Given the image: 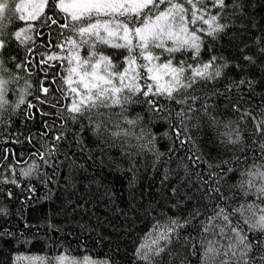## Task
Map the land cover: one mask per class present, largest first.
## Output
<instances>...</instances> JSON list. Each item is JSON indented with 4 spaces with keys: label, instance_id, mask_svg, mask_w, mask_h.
I'll use <instances>...</instances> for the list:
<instances>
[{
    "label": "trees",
    "instance_id": "1",
    "mask_svg": "<svg viewBox=\"0 0 264 264\" xmlns=\"http://www.w3.org/2000/svg\"><path fill=\"white\" fill-rule=\"evenodd\" d=\"M20 1L0 0L9 9ZM59 5L47 0L34 20L4 15L0 264H60L59 257L63 264H264V232L252 227L264 197L240 186L249 172L264 171V0H225L223 10L212 0L197 4V16L227 25L211 35L214 25L191 23L185 3V34L189 43L198 38L199 55L173 38L152 49L155 62L183 68L171 97L157 92L141 67L151 62L137 55L130 86L140 91L117 87L120 104L107 93V106L93 99V108L70 82L68 41L80 24ZM27 24L32 32L21 43L14 33ZM96 47L117 71L127 66V50ZM213 57L212 78L194 77ZM74 104L82 112H72Z\"/></svg>",
    "mask_w": 264,
    "mask_h": 264
},
{
    "label": "snow or ice",
    "instance_id": "2",
    "mask_svg": "<svg viewBox=\"0 0 264 264\" xmlns=\"http://www.w3.org/2000/svg\"><path fill=\"white\" fill-rule=\"evenodd\" d=\"M47 0H43V2L38 4H33L32 7L34 9L42 10ZM188 4L191 6V23L195 24L199 19L204 23H208L210 25H214V27L210 28L209 34L217 33L223 31L227 25L218 23V16L213 15L210 16L209 20H205L203 15L197 16V4H204V0H182V2H174V0H69V2H65V0H60V8L66 14L70 15L72 21L79 22L80 26H74L73 30L76 32L77 36L80 39L81 44H87L90 49L94 48V44H90L89 41L93 38L96 42L110 45L111 47L118 49H125L128 52V57L125 58L124 63L129 67H125L123 72H112L109 75L113 77H118L121 84H123L124 77L127 75L131 69L135 75L139 73L136 72V69L132 66L136 64V56H140L144 61L151 62L153 60H158L159 57L152 55L153 48H163L164 44L161 41V37L168 36L171 39L174 36L173 29L178 27L180 32L186 33L187 29V19L189 15V9L184 7V4ZM166 5L163 11L159 10L160 5ZM213 7H216L220 10H223L225 5V0H212ZM24 6L13 4L12 9H9L7 2H0V50L7 47L8 41L3 35L4 31V15L6 10L12 11L13 14L17 12H22ZM203 11V9H201ZM20 20H34L36 19L35 12L24 16H19ZM95 21V22H93ZM64 27H68V25H64ZM23 31H16L14 33L15 38L23 43L25 40L29 39V37L23 35ZM103 33V35H101ZM133 40L136 41L133 44ZM198 38L193 34L191 43L187 40L180 44V48L187 45L188 47L194 49L196 55H199L200 52V44L197 43ZM122 41V42H121ZM161 41V42H157ZM70 44L75 47H79L77 45L76 40L69 39ZM134 50H138L134 54ZM169 53L176 52L179 50L177 47L166 49ZM264 52V49H261ZM95 58L96 63L92 65L93 68L98 67L101 63L104 64L105 70L112 68L113 65L108 57L99 54L95 51L90 52L89 60ZM215 57L208 63L203 65L202 70H195L194 77H200L203 79H211L212 74L208 72V69L212 66L215 61ZM249 61L252 60V57H246ZM89 60H84V64H88ZM171 61H169L168 65L165 67H169ZM19 66V65H17ZM145 69V77H147L148 73L153 72L154 68L149 67L148 63L141 65ZM183 68L173 69V73H182ZM135 75L133 79H135ZM215 76H220L221 72L217 69L214 72ZM193 77V78H194ZM152 79H157V77L153 76ZM111 84L112 81L109 79L106 81ZM8 82L4 79L0 78V108L6 104V101L3 99L5 93V86ZM176 83L179 84V79L176 80ZM244 83V81H241ZM183 87H190L191 84L182 85ZM125 87H129L130 91L136 92L140 91L139 87L125 85ZM151 85H147V91H144L143 95H148L151 92ZM177 91L179 89H176ZM46 91V89H45ZM122 88H112L110 90L111 104H120V99L116 96L117 93L121 92ZM163 91L167 93L170 97L172 95L173 89L171 87L165 88L161 90L159 86L157 87V92ZM109 93L108 89H102L96 95V100L100 101L99 106H107L104 104V100L101 97H105L106 94ZM89 108L97 107L95 101L92 100V97L89 96ZM20 103H23V99H21ZM83 103V102H82ZM72 112L80 113L82 112V108L80 105L74 104L71 109ZM98 119L103 117V113H96ZM181 115V114H178ZM129 123H133V121H129ZM100 127V124H97V129ZM113 135H119V133H113ZM27 175V173H25ZM243 175V174H242ZM249 179L241 182V187L243 188L247 185L249 190H254L260 197H264V171L257 172H249ZM259 179V186L256 184V180ZM253 205H248V208L251 209ZM236 211H240L241 214L244 212V206L237 209ZM223 210H221V213ZM261 215H259L256 219V222L252 225L253 228L259 229L264 232V209H261ZM234 214V213H233ZM255 215V213H253ZM224 220H228V216L224 215ZM175 223V222H174ZM173 229H169L172 231ZM235 231V229H234ZM161 239L168 240L169 237L167 235H162ZM243 238H241L242 242ZM153 244L156 243L155 240L152 241ZM144 248H150L149 245H142ZM156 254L163 249H156ZM209 251H214L211 247ZM148 257L145 256L144 259ZM60 264H63L64 257L56 258ZM264 259V258H262ZM76 264V262H74Z\"/></svg>",
    "mask_w": 264,
    "mask_h": 264
},
{
    "label": "rangeland",
    "instance_id": "3",
    "mask_svg": "<svg viewBox=\"0 0 264 264\" xmlns=\"http://www.w3.org/2000/svg\"><path fill=\"white\" fill-rule=\"evenodd\" d=\"M43 2V0H21L19 2V5H23L24 8L22 10L21 15L27 16L33 12H35L36 16H38L43 9L46 6V3L42 10L40 9H34L32 7L33 4H38ZM65 2H69V0H65ZM60 4V0H59ZM23 31L24 36H30V32H32V26L31 24H27L24 28L20 29L19 31ZM174 36L173 39L188 41V37L185 33L180 32L179 28L176 27L173 29ZM103 35V33H101ZM161 38H168V36H163ZM76 40L77 45L79 47H75L74 45H71V56H70V82L72 87L77 92L78 98L82 102H89V96L92 97V100L96 98V95L98 92L102 89H108L109 93L112 88L117 87H124L125 85H131L133 81L136 80V75L133 73L130 69L129 73L125 75L123 84L119 81L118 77L110 76L109 74L112 72H123L117 71L115 69V66L112 68H109L105 70V66L103 63H101L98 67L93 68L92 65L96 63V59L92 58L89 60L90 52L95 51L99 54H102L106 56L104 53L97 51V45H101L102 43L96 42L93 38L89 41L90 44H94V48L90 49L87 44H81L79 37L73 39ZM122 42V41H121ZM107 57V56H106ZM84 60H89L88 64H84ZM113 65V64H112ZM168 65V64H165ZM165 65L155 62L154 60L151 61V67L154 68V71L151 72L152 76L157 77V79H153L154 83L157 86H162L164 88H168L169 86H172L175 81V79H172L176 73H173V67L170 65L169 67H165ZM126 67H129L128 65ZM135 75V79H133V76ZM1 78V76H0ZM111 79L112 83L109 84L106 81ZM109 95V94H108Z\"/></svg>",
    "mask_w": 264,
    "mask_h": 264
}]
</instances>
